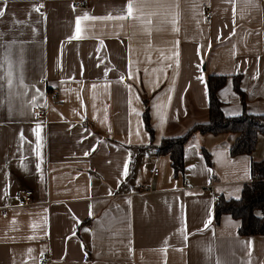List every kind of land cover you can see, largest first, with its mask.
<instances>
[{"label":"crops","instance_id":"0c3cea01","mask_svg":"<svg viewBox=\"0 0 264 264\" xmlns=\"http://www.w3.org/2000/svg\"><path fill=\"white\" fill-rule=\"evenodd\" d=\"M0 10V264H264V234L241 233L230 212L216 219L206 189L216 177L220 197L238 198L264 135L234 155L235 133L196 130L178 175L157 152L164 135L207 120L210 73L229 76L217 91L227 115L264 113V0H0ZM56 86L60 102L46 92ZM28 188L33 201H18Z\"/></svg>","mask_w":264,"mask_h":264},{"label":"trees","instance_id":"16d2710c","mask_svg":"<svg viewBox=\"0 0 264 264\" xmlns=\"http://www.w3.org/2000/svg\"><path fill=\"white\" fill-rule=\"evenodd\" d=\"M241 74H235V87L241 94L246 105L247 93L241 87ZM227 74H208L206 77L210 103L209 116L205 121H196L185 132L178 135H164L162 142L157 147L159 154H170L171 165L178 175L185 167V146L194 131L202 133L232 132L236 134V140L231 145L230 151L234 155L238 153H250L255 149L259 137L264 135V113L249 112L247 110L236 115H227L222 109V100L217 91L228 81ZM145 126L151 135L154 134V126L151 122L149 108L144 110ZM207 160L210 161L211 153L203 148ZM253 179L245 183L242 193L238 198L220 197L215 207L216 219L224 212L232 213L241 219L240 232L243 234H264V156L252 160Z\"/></svg>","mask_w":264,"mask_h":264},{"label":"built area","instance_id":"2783aa9c","mask_svg":"<svg viewBox=\"0 0 264 264\" xmlns=\"http://www.w3.org/2000/svg\"><path fill=\"white\" fill-rule=\"evenodd\" d=\"M77 4H81V1H77ZM208 16H211V10L208 9ZM46 78L44 77V79H42V83L46 82ZM47 94L51 96L52 99H54L56 102H60L59 99V88L56 87H48L46 90ZM46 113V107H43L41 105H38L35 107V114H37V116L39 117H45ZM152 169V172L155 174H158L160 172V169L155 166ZM215 178L213 177L210 179V181L208 182L209 184L206 186V189L208 191H210L211 193H213V197H215L216 200H218L219 194L215 191L214 187H215ZM185 182H187V178H183ZM15 197L17 198L18 201L23 202V203H31L34 199V189L28 188V189H18V191L15 193ZM8 211V207L5 206L3 208V213H7ZM48 260V258H44L42 259L43 263H46Z\"/></svg>","mask_w":264,"mask_h":264},{"label":"snow or ice","instance_id":"6c2138e0","mask_svg":"<svg viewBox=\"0 0 264 264\" xmlns=\"http://www.w3.org/2000/svg\"><path fill=\"white\" fill-rule=\"evenodd\" d=\"M36 10L39 11V9H36ZM127 11H128L129 15H132L133 9H132L131 3L129 4ZM3 15H4V11L0 10V16H3ZM85 18H87V17H85ZM118 18L123 19L125 17H118ZM109 19H111V17H109ZM79 31H80V29H79V20H78L77 21V33H79ZM37 135L39 136V133H37Z\"/></svg>","mask_w":264,"mask_h":264}]
</instances>
